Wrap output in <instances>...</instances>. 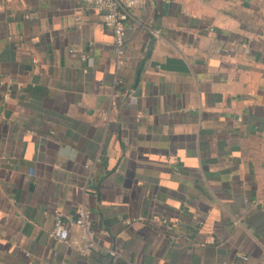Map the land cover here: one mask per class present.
Instances as JSON below:
<instances>
[{"label":"crops","instance_id":"crops-1","mask_svg":"<svg viewBox=\"0 0 264 264\" xmlns=\"http://www.w3.org/2000/svg\"><path fill=\"white\" fill-rule=\"evenodd\" d=\"M131 20L116 84L94 5L0 0V264H264V0ZM81 203L90 256L51 236Z\"/></svg>","mask_w":264,"mask_h":264},{"label":"built area","instance_id":"built-area-1","mask_svg":"<svg viewBox=\"0 0 264 264\" xmlns=\"http://www.w3.org/2000/svg\"><path fill=\"white\" fill-rule=\"evenodd\" d=\"M86 3L94 5L101 13L104 25L111 28L114 33L115 60L117 76L116 84L123 83V76L120 71L126 65L127 55V35L133 28L131 20V9L139 4L141 0H84ZM92 211L85 203H81L77 209V214L73 220L78 228L76 236H72L70 226L62 217H57L55 225L51 231V236L58 241H64L74 247L79 253L85 256L93 254L97 247L95 230L91 221ZM138 218H142L139 216ZM131 222V220H129ZM29 254V253H27ZM247 259V255L242 256Z\"/></svg>","mask_w":264,"mask_h":264}]
</instances>
